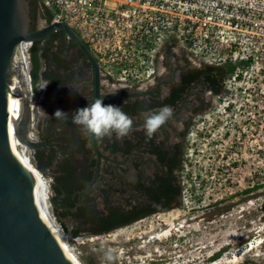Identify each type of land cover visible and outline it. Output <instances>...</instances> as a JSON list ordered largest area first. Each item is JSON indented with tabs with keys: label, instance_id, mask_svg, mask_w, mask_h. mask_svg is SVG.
<instances>
[{
	"label": "flooded vegetation",
	"instance_id": "obj_1",
	"mask_svg": "<svg viewBox=\"0 0 264 264\" xmlns=\"http://www.w3.org/2000/svg\"><path fill=\"white\" fill-rule=\"evenodd\" d=\"M28 1L32 15L31 29H40L47 20L41 13L39 1ZM37 3L41 11L34 17L33 12ZM67 38L71 43L68 35ZM82 51L76 45L71 48L68 56L70 65L67 70L53 64L57 72L74 73L73 79L67 84H57L55 88L50 89L48 80L42 79L39 83V89L44 90V98L39 102L36 96L37 106L33 111V119L28 123L23 122L21 127L27 136H31L30 129H38V139L31 136L33 143L38 145L34 149L49 146L51 143L49 140H52L55 146L59 143L58 131L61 129L62 119L55 117L58 109L67 112L68 108L70 113L76 112L95 101L93 64ZM204 64L182 48L167 46L158 60L157 73L149 79L137 82L117 81L101 68V94L104 104L120 106L122 111L132 118L133 126L128 135L122 138H117L115 131L97 137L96 148L93 134L77 124L79 131L87 138L86 145L93 147L91 153L87 155L88 161L84 160L89 170L93 171V180L85 181V184L86 189H92V194L96 195L95 200L99 208H104L106 196L110 195L111 202L122 210L132 209L135 205H147L148 202L163 210L169 204V200L156 201L149 199L147 195L142 196L143 186H153L163 175H173L182 185L181 196L177 199V202L181 203L185 191L182 173L187 160L191 159L189 154H193L213 131L225 130L219 139L228 142L230 139L228 150L231 154L227 153L228 156L235 152L240 155L238 152L242 149L240 144L250 138V130L251 136L260 135L264 127L262 113L256 114L259 121H262L257 124L253 123L248 108L241 113H235L231 109L223 113L217 105V93L204 73L186 80L190 73L201 70ZM47 95L51 98V109L39 123V120L37 121L39 105L47 102L45 100ZM65 98L69 100L67 108V101H63ZM164 106L173 109V116L149 139L144 127L145 120L147 116L158 112ZM195 124L199 125V131L197 138H192L191 129ZM197 139V146L190 147ZM67 219L72 220L70 217Z\"/></svg>",
	"mask_w": 264,
	"mask_h": 264
},
{
	"label": "built area",
	"instance_id": "obj_2",
	"mask_svg": "<svg viewBox=\"0 0 264 264\" xmlns=\"http://www.w3.org/2000/svg\"><path fill=\"white\" fill-rule=\"evenodd\" d=\"M38 1L51 22H66L79 33L113 79L151 78L163 50L176 46L201 63L226 69L223 88L216 94L223 113L248 108L253 123H264L256 117L264 115V0ZM32 45V40H23L20 50L34 111ZM225 142L230 146V139Z\"/></svg>",
	"mask_w": 264,
	"mask_h": 264
},
{
	"label": "rangeland",
	"instance_id": "obj_3",
	"mask_svg": "<svg viewBox=\"0 0 264 264\" xmlns=\"http://www.w3.org/2000/svg\"><path fill=\"white\" fill-rule=\"evenodd\" d=\"M43 94L42 88L37 91L39 102ZM45 100L39 105V123L51 109L49 95ZM29 120L27 116L23 122ZM37 131L30 129L33 138L38 139ZM198 131L199 125L195 124L191 137L197 138ZM222 132L225 130L213 131L199 149L189 154L191 159L182 173L189 172V181L180 206L153 213L110 233L73 237L66 232L75 255L88 262L81 263L264 264V127L256 137L250 130V138L240 144V155L235 152L232 156L227 155L231 154L229 144L219 140ZM197 144L198 139L190 147ZM33 150L26 147L31 157ZM43 174L49 181L51 196L52 171ZM257 184L260 186L255 188ZM250 187L252 190L244 194L243 190ZM217 201L221 203L215 204ZM65 223L74 225L71 219Z\"/></svg>",
	"mask_w": 264,
	"mask_h": 264
},
{
	"label": "water",
	"instance_id": "obj_4",
	"mask_svg": "<svg viewBox=\"0 0 264 264\" xmlns=\"http://www.w3.org/2000/svg\"><path fill=\"white\" fill-rule=\"evenodd\" d=\"M31 21L28 0H0V264H77L41 214L34 172L12 148L9 97L14 90L22 98V114L14 125V135L26 147L34 149L38 145L33 143L31 136L21 132L24 119L27 116L33 119L24 79L21 42L42 40L55 31L64 30L93 64L95 100L102 99L101 67L89 45L66 22H50L33 30ZM93 139L98 148L94 134Z\"/></svg>",
	"mask_w": 264,
	"mask_h": 264
},
{
	"label": "trees",
	"instance_id": "obj_5",
	"mask_svg": "<svg viewBox=\"0 0 264 264\" xmlns=\"http://www.w3.org/2000/svg\"><path fill=\"white\" fill-rule=\"evenodd\" d=\"M40 11L37 3L33 12L34 17ZM41 13L46 18L47 24L52 21L50 14L44 11H41ZM75 45L82 51V48L74 39L71 38V43L68 41L67 33L64 30L53 32L47 40L42 39L33 42L31 47V80L36 92L39 90V83L42 79L49 81L50 89L55 88L57 84H67L73 79V72H57L53 68V64L67 70L70 65L68 56L71 48ZM82 52L85 54L84 51ZM226 72V69L222 66L204 64L201 70L198 69L190 73L186 80L194 79L204 73L214 92L219 93L223 88ZM64 100L67 101V108L69 100L67 98ZM69 111L67 108V118L62 119L60 122L61 129L58 131L59 143L57 146L53 144L52 140H49L51 142L49 146L34 149L32 156L36 166L43 173L52 171L51 186L53 194L50 196L49 204L51 211L63 223V227H61L65 232L70 233L73 237L84 234L101 235L110 233L118 227L131 224L153 213L181 205L180 202H177V199L181 196L182 185L177 182L173 175H163L158 178L157 183L153 186H143L142 188V196L147 195L149 199L156 201L169 200V204L163 210L155 207L150 202L147 205H135L132 209L122 210L111 202L110 195L106 196L104 208H99L95 200L96 195L92 194V189H86L87 185L85 184V181L93 180V171L89 170L84 161H88L87 155L91 153L93 147L86 145L87 138L79 131L77 124L72 122L74 111L71 113ZM21 132L26 135L25 130L22 128ZM45 140L47 141V139ZM45 140L43 139V141ZM259 186L260 184H257L254 187L258 188ZM251 190L252 187L246 188L244 192H250ZM218 203L221 202L217 201L215 204ZM69 217L74 221L72 227L65 223V220ZM81 261L88 263L84 258H81Z\"/></svg>",
	"mask_w": 264,
	"mask_h": 264
},
{
	"label": "clouds",
	"instance_id": "obj_6",
	"mask_svg": "<svg viewBox=\"0 0 264 264\" xmlns=\"http://www.w3.org/2000/svg\"><path fill=\"white\" fill-rule=\"evenodd\" d=\"M172 116L173 109L170 106H164L158 112L147 116L144 125L146 136L150 139ZM55 117L56 119H66L67 112L58 109L55 112ZM72 122L82 125L98 138L110 134L111 131L116 132L117 138H122L128 135L133 126L132 118L123 112L120 106L105 105L103 99L100 98H97L87 107L74 112Z\"/></svg>",
	"mask_w": 264,
	"mask_h": 264
},
{
	"label": "bare ground",
	"instance_id": "obj_7",
	"mask_svg": "<svg viewBox=\"0 0 264 264\" xmlns=\"http://www.w3.org/2000/svg\"><path fill=\"white\" fill-rule=\"evenodd\" d=\"M25 82L27 83V88L30 90V85L28 82L27 75L25 74ZM20 82V81H19ZM22 83V82H21ZM24 87V84H22ZM9 120L11 129V143L15 154L21 159V161L31 169L37 178V193L36 200L41 211V214L45 221L48 223L52 231L56 234L61 244L64 245L71 257L77 262V264H82L78 257L75 255L73 248L71 246L72 240L70 235H68L55 216L53 215L49 199L51 194V188L48 179L43 174V172L36 166L33 158L26 152V146L14 135V125L16 121L21 117L22 114V98L19 93L11 92L9 97ZM153 229V228H152ZM151 229V230H152ZM251 247V246H250ZM247 248V247H246ZM245 251V250H244ZM249 251V250H248Z\"/></svg>",
	"mask_w": 264,
	"mask_h": 264
}]
</instances>
